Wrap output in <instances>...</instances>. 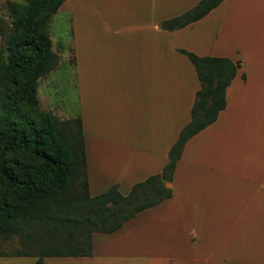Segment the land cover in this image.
<instances>
[{
	"label": "crops",
	"instance_id": "crops-1",
	"mask_svg": "<svg viewBox=\"0 0 264 264\" xmlns=\"http://www.w3.org/2000/svg\"><path fill=\"white\" fill-rule=\"evenodd\" d=\"M199 1L65 0L56 12L70 22L91 197L112 186L127 196L168 163L201 87L181 50L239 67L224 109L184 145L171 196L93 233L89 256L43 264H264V0H223L183 28L162 27Z\"/></svg>",
	"mask_w": 264,
	"mask_h": 264
},
{
	"label": "trees",
	"instance_id": "trees-1",
	"mask_svg": "<svg viewBox=\"0 0 264 264\" xmlns=\"http://www.w3.org/2000/svg\"><path fill=\"white\" fill-rule=\"evenodd\" d=\"M65 0H28L14 9L15 30L0 36V240L38 230L35 257L91 254L93 233H113L139 212L171 196L166 183L186 142L212 124L226 105V91L239 62L198 57L181 50L196 70L200 89L168 153L162 172L135 184L127 196L116 186L91 197L88 192L80 119L60 120L40 108L38 84L57 64L47 24ZM223 0H200L192 9L164 21L166 30L183 28L206 16ZM31 237V236H30Z\"/></svg>",
	"mask_w": 264,
	"mask_h": 264
},
{
	"label": "rangeland",
	"instance_id": "rangeland-1",
	"mask_svg": "<svg viewBox=\"0 0 264 264\" xmlns=\"http://www.w3.org/2000/svg\"><path fill=\"white\" fill-rule=\"evenodd\" d=\"M28 0H0V32L15 30L14 9ZM54 14L47 30L52 41V50L57 57L56 66L38 84L40 108L48 111L60 120H77L75 117V88L73 83L74 57L73 40L68 20L60 22ZM0 45H3L0 36ZM28 237L23 233L8 240H0V257L17 258L19 253L35 252L34 241L42 240V233L38 230L27 229ZM31 236V237H30Z\"/></svg>",
	"mask_w": 264,
	"mask_h": 264
}]
</instances>
